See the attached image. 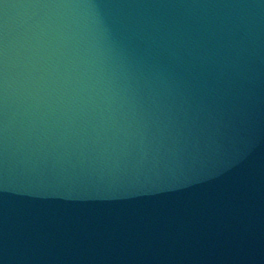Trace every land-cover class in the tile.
Masks as SVG:
<instances>
[{
	"label": "water",
	"instance_id": "1",
	"mask_svg": "<svg viewBox=\"0 0 264 264\" xmlns=\"http://www.w3.org/2000/svg\"><path fill=\"white\" fill-rule=\"evenodd\" d=\"M0 264H264V0H0Z\"/></svg>",
	"mask_w": 264,
	"mask_h": 264
}]
</instances>
